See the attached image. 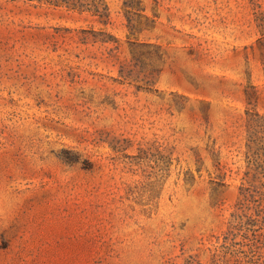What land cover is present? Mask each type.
Listing matches in <instances>:
<instances>
[{
	"label": "rangeland",
	"instance_id": "1",
	"mask_svg": "<svg viewBox=\"0 0 264 264\" xmlns=\"http://www.w3.org/2000/svg\"><path fill=\"white\" fill-rule=\"evenodd\" d=\"M0 264H264V0H0Z\"/></svg>",
	"mask_w": 264,
	"mask_h": 264
}]
</instances>
